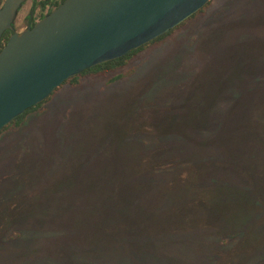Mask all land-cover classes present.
<instances>
[{"label": "rangeland", "instance_id": "obj_1", "mask_svg": "<svg viewBox=\"0 0 264 264\" xmlns=\"http://www.w3.org/2000/svg\"><path fill=\"white\" fill-rule=\"evenodd\" d=\"M5 1L0 0V10ZM39 13V6L29 0L15 20L16 31L24 32L30 16L39 19ZM133 66L132 77L113 85L106 78L78 89L65 87L21 130L2 135L0 264H171L153 254L136 255L127 245L86 253L65 246L62 252L56 240L69 233L43 230L24 217L27 210L38 217L40 211L54 208L40 204L38 196L36 203L30 201L31 187L43 176L38 170L46 173V180L55 177V190L65 178L63 171L74 170L77 178L90 159L121 155L129 161L131 176L138 167L167 176L166 182L182 177L183 200L204 201L231 214V221L208 232L209 251L178 253L185 264H209V258L214 262L226 255L230 264L241 256L243 264H264V202L259 209L238 191L242 179L246 182L250 176H260L264 189V0H214L205 14L165 44L142 53ZM250 119L260 132L256 160L247 156L255 151L249 147L254 141L243 140L247 157L241 167L204 170L222 160L204 145L226 121L231 120L239 136L241 125ZM50 186L45 182L44 191ZM73 191L76 196L82 193L81 187ZM187 207L188 201L178 210L182 220L188 219L183 210ZM192 216L197 219L192 224L202 219L201 214ZM189 234L178 236L203 237ZM244 238L249 242L241 247ZM50 244L56 246L46 252Z\"/></svg>", "mask_w": 264, "mask_h": 264}, {"label": "trees", "instance_id": "obj_2", "mask_svg": "<svg viewBox=\"0 0 264 264\" xmlns=\"http://www.w3.org/2000/svg\"><path fill=\"white\" fill-rule=\"evenodd\" d=\"M65 1L45 0L42 2L34 0L40 8L39 19L42 20L50 15ZM213 1L192 18L150 44L132 51L123 58L87 70L65 82L45 102L28 110L5 127L0 132V140L3 134L11 130H21L31 115L52 102L54 97L65 87L78 89L86 83L95 84L106 78L108 79L107 83L113 85L132 77L136 73L133 65L142 53L153 46L165 44L191 20L205 14ZM10 34L9 31L4 34L3 43L9 42ZM241 128L238 130V136L234 125H231V120H228L216 136L204 145L205 148H209V151L212 149V152L216 151L222 157V160L217 164L205 165L204 170L231 172V169L241 167L247 156H251L250 160H256L253 155L260 153V132L256 131V125L252 123L251 119L248 124L241 125ZM243 140L246 143L254 141L251 144L255 143L254 146H249L254 148L251 150H255L252 154L249 150L246 156L247 151L242 149ZM259 157L260 154L257 158ZM128 162L124 155H121L120 158L98 156L93 160L90 159L84 173L77 178L74 175V170L63 171L65 178L57 182L60 186L55 190L52 188V180L55 177L46 180V173L43 170H38L39 173H43V176L31 187L30 196L34 200H29L36 203V196H38L40 204H52L54 208L46 212L40 211L38 217L32 210H27L24 217L34 221V224L43 230L69 233V235L56 240L57 245H62V248L58 249L62 252L65 246L83 250L86 253L89 251L108 252L121 245H127L136 255L142 256L144 253H148L159 256L171 264H185L179 257L180 251L187 249L197 250L201 253L209 251L211 244L209 237L207 239L208 232L231 221V214L216 211L218 209L213 204L209 205L201 200L200 203L183 200L186 191L182 187V177H175L173 181L166 182L167 176L150 173L147 170H136L138 167H135L134 176H131ZM136 173H138V177H136ZM236 174L240 173L236 172ZM134 177L136 179L142 177L145 180L139 182L138 179L134 180ZM235 180L238 181V177H235ZM45 182L51 185L47 191L43 189ZM38 183L39 188H37ZM239 184L241 187L239 186L238 191L242 196L260 209V203L264 202V189L260 190V176H250L246 182L245 179H242ZM78 187H81L82 193L76 196L73 190ZM36 188L39 189L38 194H36ZM187 201L188 207L183 210H186L188 219L182 220V217L179 216L182 214H178V210L186 205ZM167 203L169 205L165 206ZM193 212L195 216L198 214L202 216V219L194 224L192 222L197 219L192 216ZM180 233L181 235L183 233H192L189 235L202 233L203 237L180 238L178 236ZM242 242L241 247L244 244V246L248 245L249 241L244 238ZM225 243L221 244L224 246L223 249L227 248ZM53 246L56 245L51 246L50 244L46 252L50 251ZM68 260L71 262V259ZM243 261L244 256H241L237 259V264H243ZM208 262L209 264H230V258L226 255L218 257L214 262L209 258Z\"/></svg>", "mask_w": 264, "mask_h": 264}, {"label": "water", "instance_id": "obj_3", "mask_svg": "<svg viewBox=\"0 0 264 264\" xmlns=\"http://www.w3.org/2000/svg\"><path fill=\"white\" fill-rule=\"evenodd\" d=\"M29 0H6L1 41ZM212 0H66L0 51V132L65 82L168 34Z\"/></svg>", "mask_w": 264, "mask_h": 264}, {"label": "flooded vegetation", "instance_id": "obj_4", "mask_svg": "<svg viewBox=\"0 0 264 264\" xmlns=\"http://www.w3.org/2000/svg\"><path fill=\"white\" fill-rule=\"evenodd\" d=\"M23 8V7H22ZM21 11V10H20ZM41 20L40 19H36L35 18V15H31L30 16V20H29V24L27 25V29L25 30V31H27L28 29H30V28H33L34 27V25L35 24H37L38 22H40ZM24 31V32H25ZM11 34H10V37H11V35L14 33V32H16V33H22V32H18V31H16V29H15V26H14V32L13 31H9ZM10 37H9V39H10ZM8 43H3L2 41H1V50L7 45ZM0 50V51H1Z\"/></svg>", "mask_w": 264, "mask_h": 264}]
</instances>
